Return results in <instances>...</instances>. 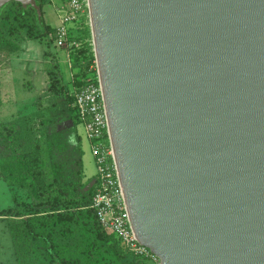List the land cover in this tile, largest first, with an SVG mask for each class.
Segmentation results:
<instances>
[{
	"label": "water",
	"instance_id": "1",
	"mask_svg": "<svg viewBox=\"0 0 264 264\" xmlns=\"http://www.w3.org/2000/svg\"><path fill=\"white\" fill-rule=\"evenodd\" d=\"M88 5L137 241L159 264H264V0Z\"/></svg>",
	"mask_w": 264,
	"mask_h": 264
},
{
	"label": "rangeland",
	"instance_id": "2",
	"mask_svg": "<svg viewBox=\"0 0 264 264\" xmlns=\"http://www.w3.org/2000/svg\"><path fill=\"white\" fill-rule=\"evenodd\" d=\"M41 2L44 19L54 28V20H58L56 12L49 13L50 8ZM15 8L10 4L3 15ZM7 19L9 23L0 27V211L16 208L22 215H0V264H50L44 242L28 235L22 222L47 214L50 209L41 204L45 198L37 196L30 179L21 175L30 171L39 183L49 184L58 170L74 169L69 157L71 148L59 152L55 147L59 137L55 135L63 134L73 122L68 119L71 106L65 92L57 96L49 90L48 71L57 65L60 84L75 91L74 82L81 78L75 74L80 68L67 63L63 48H57L47 39L29 36L16 19L11 16ZM23 19L32 23L34 15L27 11ZM91 75L86 72V76ZM77 130L85 153L83 169L94 178L96 165L81 123L77 124ZM17 173L18 176L11 175ZM51 232L56 253L70 259L65 264H152L150 260L139 259L113 236H108L105 244L95 241L82 225L59 226Z\"/></svg>",
	"mask_w": 264,
	"mask_h": 264
},
{
	"label": "trees",
	"instance_id": "3",
	"mask_svg": "<svg viewBox=\"0 0 264 264\" xmlns=\"http://www.w3.org/2000/svg\"><path fill=\"white\" fill-rule=\"evenodd\" d=\"M44 3L45 1L42 0ZM42 10V15L39 20L36 10L28 5V8L24 7L20 2L11 1L6 3L0 11V27L9 23L8 16L13 17L17 24L25 26V29L29 36L40 39H47L49 43L53 42L52 33L53 28L46 23L44 19V11L42 9L43 3H39ZM10 4L16 6L15 11L8 9L7 14L3 15V10ZM30 11L34 15V20L32 23L26 22L23 19L25 12ZM11 24V23H10ZM78 38L81 40L82 46L78 49L72 50L70 53L71 57V67L80 68V72L75 75H80L81 78L76 80L74 83L76 85L75 90H77L82 84L83 79L86 76V71L89 64L94 60L93 52L91 50V45L89 44L90 32L88 28L82 29ZM58 66H52L48 71V76L50 79L49 90L57 96L62 95L65 92L66 99L68 100L71 108L68 110V119L72 120V124L65 128L63 134L57 133L55 136H59L55 142V147L57 151L63 149H70L71 153L69 155L71 162L74 164V169L67 168L62 172L58 170L53 181L49 184L39 183L35 174L28 171L21 175L24 178L30 179L31 185L37 196L39 198H45L41 201V204H46L50 212L41 215L37 218H25L22 220L25 224L27 234L33 238L42 240L44 242V252L50 258V264H65V261L70 262V259L65 257H60L55 251V244L53 241L52 230L59 226H66L70 224L82 225L91 233L92 239L100 241L101 244H105L106 238L108 236H114L112 233L107 232L98 222L95 211L90 207L92 188L85 190V186L94 178H89L88 180H82L83 174V163L82 155L83 150L81 148V135L78 133L77 124L78 117L76 114L74 103V93L71 91L68 85H61L57 76ZM72 110V113L70 112ZM1 128V125H0ZM13 176H18L19 174H11ZM0 215L4 216H20L22 215L16 208H8L0 211ZM12 225V224H11ZM46 229H49L46 232ZM118 239V238H117ZM119 240V239H118ZM120 241V240H119ZM105 247V246H104ZM16 251L17 248H16ZM98 254H96L97 256ZM100 257L103 253L99 254ZM111 261V259H108ZM141 263V262H139Z\"/></svg>",
	"mask_w": 264,
	"mask_h": 264
},
{
	"label": "built area",
	"instance_id": "4",
	"mask_svg": "<svg viewBox=\"0 0 264 264\" xmlns=\"http://www.w3.org/2000/svg\"><path fill=\"white\" fill-rule=\"evenodd\" d=\"M44 1L54 5L58 23L53 28V44L65 50V57L70 66L71 51L82 46L78 38L80 31L88 28L90 32L88 41L94 60L89 64L86 72H91L92 75L85 76L80 87L75 90L73 103L78 122L84 127V134L96 165L90 207L94 209L100 225L116 236L139 259L159 264V258L148 247L137 241L130 225L97 72L88 0Z\"/></svg>",
	"mask_w": 264,
	"mask_h": 264
},
{
	"label": "crops",
	"instance_id": "5",
	"mask_svg": "<svg viewBox=\"0 0 264 264\" xmlns=\"http://www.w3.org/2000/svg\"><path fill=\"white\" fill-rule=\"evenodd\" d=\"M56 2H58L59 0H55ZM46 6H48L50 8V12L51 13L52 11H55L54 10V5L52 3H46ZM58 21H56V19L54 20V23H53V26L55 27L57 25ZM52 26V27H53ZM68 63V62H67ZM82 141V140H81ZM83 149V147H82ZM84 150V149H83ZM85 153H83L82 155V163H83V156H84ZM89 178H92L90 175H86L84 169H83V182L88 180ZM146 261V260H145ZM4 264V263H3ZM10 264V263H9ZM12 264V263H11Z\"/></svg>",
	"mask_w": 264,
	"mask_h": 264
},
{
	"label": "flooded vegetation",
	"instance_id": "6",
	"mask_svg": "<svg viewBox=\"0 0 264 264\" xmlns=\"http://www.w3.org/2000/svg\"><path fill=\"white\" fill-rule=\"evenodd\" d=\"M36 2H39V3H41V0H36ZM26 8H28V5L26 6Z\"/></svg>",
	"mask_w": 264,
	"mask_h": 264
}]
</instances>
